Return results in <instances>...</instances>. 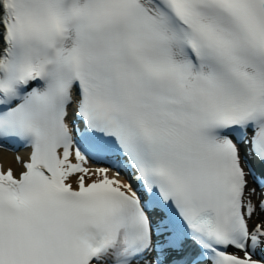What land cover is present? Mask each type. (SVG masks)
Returning a JSON list of instances; mask_svg holds the SVG:
<instances>
[{"label": "snow or ice", "instance_id": "1", "mask_svg": "<svg viewBox=\"0 0 264 264\" xmlns=\"http://www.w3.org/2000/svg\"><path fill=\"white\" fill-rule=\"evenodd\" d=\"M19 146L0 264H264V0H0Z\"/></svg>", "mask_w": 264, "mask_h": 264}, {"label": "bare ground", "instance_id": "2", "mask_svg": "<svg viewBox=\"0 0 264 264\" xmlns=\"http://www.w3.org/2000/svg\"><path fill=\"white\" fill-rule=\"evenodd\" d=\"M17 154L27 159L28 151L27 150L6 151L4 149H0V165L3 166V169L5 171L9 167H12L16 174H18L22 170V165L18 164L15 160ZM71 182L74 183V178H71ZM255 222L257 221L254 220L253 223Z\"/></svg>", "mask_w": 264, "mask_h": 264}]
</instances>
